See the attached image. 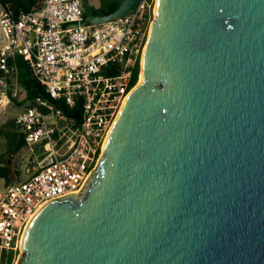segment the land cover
Returning a JSON list of instances; mask_svg holds the SVG:
<instances>
[{
  "label": "water",
  "instance_id": "95a60500",
  "mask_svg": "<svg viewBox=\"0 0 264 264\" xmlns=\"http://www.w3.org/2000/svg\"><path fill=\"white\" fill-rule=\"evenodd\" d=\"M138 1L98 15L82 0L83 23ZM140 77L80 191L30 218L16 264H264V0H156Z\"/></svg>",
  "mask_w": 264,
  "mask_h": 264
},
{
  "label": "built area",
  "instance_id": "2783aa9c",
  "mask_svg": "<svg viewBox=\"0 0 264 264\" xmlns=\"http://www.w3.org/2000/svg\"><path fill=\"white\" fill-rule=\"evenodd\" d=\"M155 4L139 0L123 17L84 24L82 0H41L40 7L17 16L0 0V28L8 42L0 48V110H18L13 124L25 155L16 181L0 195V264H15L32 215L50 200L78 193L96 168L137 85ZM17 58L46 98L17 105ZM75 113L79 120L71 117Z\"/></svg>",
  "mask_w": 264,
  "mask_h": 264
},
{
  "label": "trees",
  "instance_id": "16d2710c",
  "mask_svg": "<svg viewBox=\"0 0 264 264\" xmlns=\"http://www.w3.org/2000/svg\"><path fill=\"white\" fill-rule=\"evenodd\" d=\"M11 5L12 12L17 16L21 12H29L32 9L38 8L41 5V0H2ZM123 0H99V7L97 9L92 8L94 13L98 15H107L114 12ZM85 15V14H84ZM18 68V81L22 89L20 98L17 100V105L22 106L29 102L33 103L37 97L46 98L43 87L39 85L35 78H33L27 63L21 59H16ZM139 74V65L137 64L134 69L132 83L135 84ZM14 126V125H13ZM24 142L20 135L14 130L12 136L10 150L11 152L21 151ZM19 176V171L15 168L12 169L10 160L0 159V178L4 180L5 187L14 182V177Z\"/></svg>",
  "mask_w": 264,
  "mask_h": 264
},
{
  "label": "rangeland",
  "instance_id": "374dc122",
  "mask_svg": "<svg viewBox=\"0 0 264 264\" xmlns=\"http://www.w3.org/2000/svg\"><path fill=\"white\" fill-rule=\"evenodd\" d=\"M89 3L92 0H87ZM16 108H8L7 110H0V159L10 160V165L12 169L19 171L22 170V167L25 162V155L21 151L11 152L10 145L12 136L14 134L15 127L13 126V116L17 113ZM22 176L19 180H23ZM16 181V177L13 179ZM5 191L4 180L0 178V195ZM17 262V260H16ZM15 262V264H16Z\"/></svg>",
  "mask_w": 264,
  "mask_h": 264
},
{
  "label": "crops",
  "instance_id": "0c3cea01",
  "mask_svg": "<svg viewBox=\"0 0 264 264\" xmlns=\"http://www.w3.org/2000/svg\"><path fill=\"white\" fill-rule=\"evenodd\" d=\"M88 4L91 8L97 9L99 7V0H92L90 3L88 2Z\"/></svg>",
  "mask_w": 264,
  "mask_h": 264
},
{
  "label": "bare ground",
  "instance_id": "6f19581e",
  "mask_svg": "<svg viewBox=\"0 0 264 264\" xmlns=\"http://www.w3.org/2000/svg\"><path fill=\"white\" fill-rule=\"evenodd\" d=\"M141 82H142V80H141V77L139 76V79H138L137 85L140 84Z\"/></svg>",
  "mask_w": 264,
  "mask_h": 264
}]
</instances>
